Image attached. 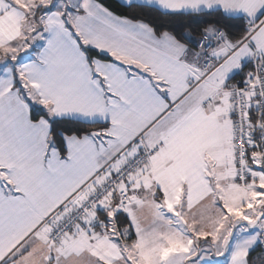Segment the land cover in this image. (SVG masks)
Listing matches in <instances>:
<instances>
[{"label": "snow or ice", "instance_id": "1", "mask_svg": "<svg viewBox=\"0 0 264 264\" xmlns=\"http://www.w3.org/2000/svg\"><path fill=\"white\" fill-rule=\"evenodd\" d=\"M0 264H264V0H0Z\"/></svg>", "mask_w": 264, "mask_h": 264}]
</instances>
